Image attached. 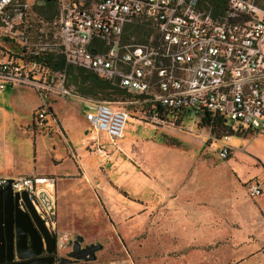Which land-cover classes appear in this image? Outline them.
Instances as JSON below:
<instances>
[{
  "label": "built area",
  "instance_id": "1",
  "mask_svg": "<svg viewBox=\"0 0 264 264\" xmlns=\"http://www.w3.org/2000/svg\"><path fill=\"white\" fill-rule=\"evenodd\" d=\"M259 1L57 0L49 19L27 0H0V47L3 35L20 47L7 55L0 48V93L31 86L43 100L35 112L39 126L52 115V95L78 100L90 129L123 136L125 108L68 85L69 67H81L134 95L129 102L142 105L139 118L145 122L185 127L184 119L194 112L198 123L209 117L203 128L211 132L219 119L221 127L231 128L221 135L218 151L226 159L232 153L231 133L264 130V8ZM49 54L61 56L62 66L39 60ZM8 184L51 207L47 187H55L54 176L0 178V185ZM249 191L258 197L263 188L251 182ZM115 263L135 264L130 259Z\"/></svg>",
  "mask_w": 264,
  "mask_h": 264
},
{
  "label": "rangeland",
  "instance_id": "2",
  "mask_svg": "<svg viewBox=\"0 0 264 264\" xmlns=\"http://www.w3.org/2000/svg\"><path fill=\"white\" fill-rule=\"evenodd\" d=\"M27 1L34 3V9L45 17L51 11L52 14L57 11V4L51 10L45 0ZM261 4L264 5V0ZM11 18L17 29L19 19L15 11ZM40 32L37 30L32 34L35 36ZM1 45V51L8 48L9 53L18 51H13L12 47L20 49L15 39L5 35L1 38ZM68 85L80 91L70 80ZM57 98L58 102L52 104L60 117L68 115L80 121L77 124L71 120L67 134L76 138L74 146L76 142L81 147L85 144L81 154L88 172L87 180L82 178L84 172L65 178L64 192H59L56 187H47L57 211L52 228L58 224L57 221H64L63 230L55 231L62 256H66L69 240L82 236L83 244H101L102 249L96 252L95 261L79 264H108L127 259L135 264H168L173 258L181 261L179 264H230L231 260V264H236L242 258H245L244 261L238 264H264V210L263 213L259 210V214L257 205L260 196L255 198L249 191L251 182L264 185V130L234 133L230 141L231 157L222 159L218 155L223 146L222 136L217 134L212 137L210 133L214 132L198 127L194 112L184 119L185 127L157 126L139 118L143 111L140 103L99 97L125 108L129 116L124 137L117 139L103 130L88 128L80 101L63 96ZM39 103L41 99L31 86L5 88L0 94V106L18 118L12 119L0 111V133L17 145L23 161L11 172L13 177L44 172L57 174L59 180L62 178L60 174L65 173H61L64 172L61 168H55L59 163L54 160L62 159L66 148L53 147L60 138L59 134H55L60 129L57 123L52 122V115L48 116L49 120L43 126H33L35 131L41 132L36 137L34 131L29 135L19 128V123L31 120L28 110ZM43 132L48 134L43 135ZM39 138L41 142L38 141L35 146L34 140ZM63 159L62 164L73 171V162L69 158ZM167 175H170L168 179ZM208 176H211L210 180ZM62 180L57 182V189ZM167 181H170L167 184L169 192L165 187ZM73 184H77L75 189H71ZM212 186L225 189L209 192ZM192 187L208 189V193L204 194L206 197L200 200L206 206L222 202L217 209L225 211L228 209L225 207L228 203L225 202L226 197L236 202V209L231 212L232 218L237 220L232 221L237 241L233 247L201 248L204 253L189 256L193 250L191 246L211 243L213 236L195 239L189 234L184 235L182 227L177 225L175 233L179 239L175 243L164 229L166 221L175 219L179 195L186 191L184 189ZM161 189L165 194L160 196ZM171 245L176 251L172 252ZM177 251L182 252V256L175 257L179 254Z\"/></svg>",
  "mask_w": 264,
  "mask_h": 264
},
{
  "label": "crops",
  "instance_id": "3",
  "mask_svg": "<svg viewBox=\"0 0 264 264\" xmlns=\"http://www.w3.org/2000/svg\"><path fill=\"white\" fill-rule=\"evenodd\" d=\"M11 49H13V51L18 50L15 52L20 51V49H18L17 47H12ZM5 53H6V55L9 54V52H6V51H5ZM20 86H24V85H20ZM12 87H17V86H12ZM37 95L39 96L38 93H37ZM39 98L41 99V103H39L37 107L31 108L30 110H28L32 115L31 120L26 122V123H23V122L19 123V128H21L22 131L28 133L29 135H32V132L34 131L35 137H36V134H38V133H39V135H41L40 131H35L33 128V126H35V127L39 126L37 123L36 117H35L36 110L43 104L42 98L40 96H39ZM56 100H58L57 96L52 95L50 98L51 109L53 110V114H52L53 121L52 122L54 124L57 123L56 125L59 127L60 132L56 131L57 133H55V134H59L60 138L57 141L58 143L54 144L53 147H54V149H57V148L62 147V146H65V148H66L65 154L62 155L63 157L61 156L62 159L57 158L54 160L56 163H59V164H57L58 166H56L55 168H61V170H64V172L62 171L61 173H65V174H60V176L63 178V180L60 181L61 183H60V186L58 189H57V182L59 180H61L62 178L58 180V178L56 177L57 174H55V173H51L49 175L56 177V184H55L56 190H58L59 192H64L65 191V188H64L65 178H68L70 176H74L76 174H80L81 172L83 174V172H84V176L82 178L87 180L88 172H87L86 167H85L86 165L83 163V156L81 154L82 148H85V144L83 147H81L78 145L79 142L78 143L76 142L77 144L75 143V146H74V139L76 141V138L70 137L67 134V132L69 131L68 128L71 126V123H72L71 120H74L75 122H77V124H80V121H78L77 119H72L68 115H67V117L64 116L63 118H61L60 113H58L54 109V106L52 104L53 102L54 103L58 102ZM0 111H2L7 116H10V118H12V119L18 118V116H16V114L15 115L12 114L11 112L7 111L2 106H0ZM65 115H66V113H65ZM46 120H49V118L47 117ZM86 122H87V120H86ZM87 124H88V122H87ZM87 126H88V128H90L89 124ZM43 133H44L43 135L48 134L47 132H43ZM61 133H63V136H61ZM53 134H50V135H53ZM124 135H125V129H124L123 136L118 137L117 139L123 138ZM40 139L41 138L34 140L35 146L38 143V141L41 142ZM230 157H231V155L228 158H230ZM63 158H69L73 162V164H74L73 165V167H74L73 171L70 169H67L64 166V164H62L63 163L62 161L64 160ZM228 158H226V159H228ZM21 164H23V161L20 158L17 145H14V143L10 139L5 138L4 133H0V178L1 177H13L11 175V172L13 170H15L16 168H18ZM232 166L233 165H231V167ZM221 172L222 171H220V173ZM223 172L226 173V171H223ZM18 173H20V172H18ZM220 173H218V174H220ZM171 174L172 173H170V175ZM33 175H48V174H45L44 172H39L38 174H33ZM170 175H167V179ZM227 175L230 176L229 174H227ZM210 178H211V176L207 177V179H209V180H210ZM230 178H232V177L230 176ZM168 182H170V181L166 182V186H165L167 188L166 191H168V188H170V187H167ZM76 185L77 184H73L71 189H73V188L75 189ZM262 188H263V193H262V195H260L258 205H257L259 214H260V211L263 213V210H264V185ZM218 189L220 191H222L225 188H222L221 186H219V187L212 186V187H209V192L211 190L215 191ZM184 190H186L184 193H182V194H184V196H181L182 194L179 195L178 201L176 202L178 207H177V211L175 212L174 221H166V225H164V229H166L170 233V236H172V238H174L173 241L176 243L177 239H179V237L175 233V227L177 225H180L182 227L184 235L189 234V236H194L195 239L206 238V237L212 238V236H213V239H214L211 243L209 242V243L204 244V245L191 246L193 248V250H191L189 252L190 254L188 253L189 256L196 254V253L197 254L204 253L200 250L201 248L209 250V249H212L213 247H218V246H221V247L222 246L223 247L231 246V247H233V243H235L237 241L234 239L232 221H237V220L235 218H232L231 212L236 209V207H235L236 202L231 197L230 198L226 197L225 202L226 203L228 202V203L226 204L225 207L228 209H226L225 211H222L221 209L220 210L217 209V208H219V204H223L222 202H219L218 204L217 203H210L207 206L205 203H201L200 200L203 199V197L204 198L206 197L204 195L205 192L208 193V189L206 187L202 188V189H200L198 187H192V188H188V189H184ZM69 191H70V189L67 192H69ZM162 192H164V191H162V189H161L160 196L165 194V192L164 193H162ZM227 193H225V194L228 195ZM255 202L257 203V201H255ZM56 213H57V211H56ZM57 222H58V224L54 225V227L52 228L54 230V232L55 231L56 232L62 231L64 228L63 227L64 221H57ZM79 237H82V236H79ZM79 237H77V239ZM82 238L84 241V237H82ZM218 242H221V243L219 245H217L216 243H218ZM169 248H170V246H169ZM170 249L172 250V252L176 251V250H173L172 245H171ZM177 252H179V251H177ZM178 255L175 257L178 258V257L182 256V252H179ZM252 255H254V254H251V256ZM185 256H187V255H185ZM244 259L245 258L240 259L238 262H236V264L244 261ZM232 261L233 260L229 261V263L231 264ZM178 262H181V261H178V259L173 258L172 260H169L168 264H179ZM186 264H189V262H186Z\"/></svg>",
  "mask_w": 264,
  "mask_h": 264
},
{
  "label": "water",
  "instance_id": "4",
  "mask_svg": "<svg viewBox=\"0 0 264 264\" xmlns=\"http://www.w3.org/2000/svg\"><path fill=\"white\" fill-rule=\"evenodd\" d=\"M54 223L40 214L28 192L14 191L11 184L0 185V264H55L54 258L46 259L42 255L44 251L52 254L58 246L52 229ZM82 241V237L75 241L70 253L72 258L60 259V264L97 259L96 251L102 249V245L82 247ZM15 257L19 260L15 261Z\"/></svg>",
  "mask_w": 264,
  "mask_h": 264
},
{
  "label": "trees",
  "instance_id": "5",
  "mask_svg": "<svg viewBox=\"0 0 264 264\" xmlns=\"http://www.w3.org/2000/svg\"><path fill=\"white\" fill-rule=\"evenodd\" d=\"M261 1L262 0H260L259 3L264 8V5L261 4ZM46 4L52 10V8L57 4V0H50L49 2L47 1ZM46 18L49 19L52 18V11ZM3 49H6V52H9V49L7 48H3ZM39 60L44 64L50 67H54L56 69L62 66L63 64V60L61 56H58L56 59H53L52 54H49L45 57H40ZM68 80H70L71 83L77 85L78 89L83 94L92 95L98 98L100 97L108 100H120L119 98H122L121 100H126V99L131 100L135 98L134 95H131L123 88L112 85L111 83L99 77L95 73L81 67L70 66ZM51 111L53 114L52 109ZM207 124H209V117L206 116V118H204L200 123H198V127L199 126L205 127ZM220 124L221 121H219L218 119L216 120L215 124L211 125L212 126L211 131L214 132L215 135L219 134L221 136L225 133L231 132L230 127L227 126L221 127ZM231 134L233 135L234 133Z\"/></svg>",
  "mask_w": 264,
  "mask_h": 264
},
{
  "label": "flooded vegetation",
  "instance_id": "6",
  "mask_svg": "<svg viewBox=\"0 0 264 264\" xmlns=\"http://www.w3.org/2000/svg\"><path fill=\"white\" fill-rule=\"evenodd\" d=\"M45 1L46 2L48 1L49 2L50 0H45ZM35 202H36V205L39 208L40 214L44 218H46L47 221H56V214L57 213H56L55 202H54L53 198H52V205H51L50 208H46V202L43 201L41 198L38 199V200H35ZM20 216L22 218V216H23V213L22 212H20ZM23 221H26L24 219V217H23ZM54 234L56 236V233L55 232H54ZM56 238H57V236H56ZM76 240L77 239H74L73 241L72 240H69V242L67 244L68 247L66 246V248H68V249H66L67 252L65 254L66 255L65 257L60 254V251H59V247L58 246L56 247V249L54 250V252L52 254H47V252L44 251L42 255H44L46 257V259H52V258H54L56 260L55 264H60V259L66 260V259L72 258L70 253L73 251L74 244H75V241ZM81 245H82V247H85L87 244H83V242H82ZM96 252H98V251H96ZM14 260L15 261L16 260H19V258L18 257H15ZM82 261L83 260H77V261H73L72 263H68V264H79ZM83 262H92V261H83ZM110 263H112V262H110ZM110 263H108V264H110Z\"/></svg>",
  "mask_w": 264,
  "mask_h": 264
},
{
  "label": "bare ground",
  "instance_id": "7",
  "mask_svg": "<svg viewBox=\"0 0 264 264\" xmlns=\"http://www.w3.org/2000/svg\"><path fill=\"white\" fill-rule=\"evenodd\" d=\"M54 185L48 184V188L52 189Z\"/></svg>",
  "mask_w": 264,
  "mask_h": 264
}]
</instances>
